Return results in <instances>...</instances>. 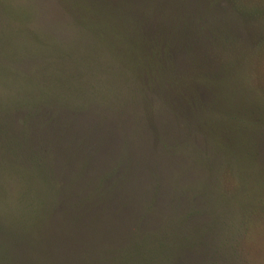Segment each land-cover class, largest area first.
I'll return each mask as SVG.
<instances>
[{"label":"rangeland","instance_id":"1","mask_svg":"<svg viewBox=\"0 0 264 264\" xmlns=\"http://www.w3.org/2000/svg\"><path fill=\"white\" fill-rule=\"evenodd\" d=\"M0 264H264V0H0Z\"/></svg>","mask_w":264,"mask_h":264},{"label":"trees","instance_id":"2","mask_svg":"<svg viewBox=\"0 0 264 264\" xmlns=\"http://www.w3.org/2000/svg\"><path fill=\"white\" fill-rule=\"evenodd\" d=\"M94 1H96V2H100L101 3V6H103L104 4H105V2H110V1H113V0H94ZM100 7V6H99ZM100 10V9H99ZM152 18H150V20H151ZM132 25H136V23H135V20H133L132 21V24L130 25V26H132ZM137 33V32H136ZM135 33V34H136ZM129 38H130V46H131V48L134 50V51H138L139 50V45H141V44H138V43H140V41H141V38L139 37V35L138 36H135L134 37V35H132V36H129ZM136 38L137 39H139V42L136 40ZM141 43H143L142 41H141ZM133 47H136V49L135 48H133ZM139 52V51H138ZM170 71V70H169ZM170 73L171 72H167V76H169L170 75ZM166 77V76H165ZM199 79V78H198ZM200 80V79H199ZM198 80V81H199ZM170 81L167 83V87H169L170 88ZM163 87H165V85H163ZM166 87V90H169V88H167ZM163 91H165V89L163 88ZM183 101H185V100H183Z\"/></svg>","mask_w":264,"mask_h":264}]
</instances>
